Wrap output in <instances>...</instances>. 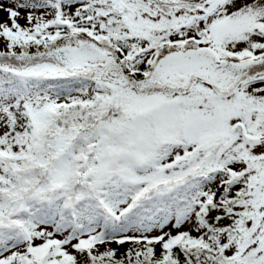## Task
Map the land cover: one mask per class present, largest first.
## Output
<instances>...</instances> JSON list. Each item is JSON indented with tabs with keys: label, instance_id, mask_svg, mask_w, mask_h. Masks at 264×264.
Listing matches in <instances>:
<instances>
[{
	"label": "snow or ice",
	"instance_id": "1",
	"mask_svg": "<svg viewBox=\"0 0 264 264\" xmlns=\"http://www.w3.org/2000/svg\"><path fill=\"white\" fill-rule=\"evenodd\" d=\"M0 264H264V0H0Z\"/></svg>",
	"mask_w": 264,
	"mask_h": 264
}]
</instances>
